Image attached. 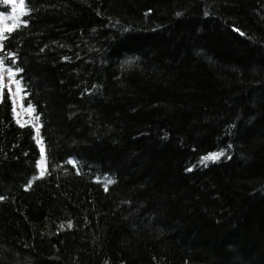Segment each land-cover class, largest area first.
<instances>
[{"label":"trees","instance_id":"16d2710c","mask_svg":"<svg viewBox=\"0 0 264 264\" xmlns=\"http://www.w3.org/2000/svg\"><path fill=\"white\" fill-rule=\"evenodd\" d=\"M20 3L0 264H264V0Z\"/></svg>","mask_w":264,"mask_h":264},{"label":"rangeland","instance_id":"374dc122","mask_svg":"<svg viewBox=\"0 0 264 264\" xmlns=\"http://www.w3.org/2000/svg\"><path fill=\"white\" fill-rule=\"evenodd\" d=\"M10 1L12 4L11 12L0 16V33L5 27H8L10 26V24L14 23V18H16L18 14L21 13V10H22L20 0H10ZM8 70L9 68L5 66H0L1 81H2V84L5 85L10 91V94L13 100V106H14L16 118L20 122L28 121V122L34 123L35 132H36V140L39 143L40 150L42 151L43 146L38 136L37 124L35 123V119L33 117L32 111L29 107L21 106V102H20L21 101V87L19 83H17L18 81L15 80L14 77H11V78L9 77ZM43 164H44V159L43 160L40 159L38 162V165L41 167L43 166Z\"/></svg>","mask_w":264,"mask_h":264},{"label":"snow or ice","instance_id":"6c2138e0","mask_svg":"<svg viewBox=\"0 0 264 264\" xmlns=\"http://www.w3.org/2000/svg\"><path fill=\"white\" fill-rule=\"evenodd\" d=\"M26 14V13H25ZM0 48H2V46H0ZM11 55V54H9ZM4 61H5V57H0V66H2L4 64ZM14 62V61H13ZM19 71V70H18ZM8 75L9 77H14L15 76V73L11 71V69L8 70ZM18 83V82H17ZM225 155V152L222 150L221 152H218V153H211L205 157H202L201 158V163L204 164L205 166H207V162L208 161H213L215 162L216 160H218L221 156H224ZM44 159V153H43V149L41 151V160ZM68 163H73V165L75 166L74 162L73 161H69ZM189 171H191V169H189ZM41 176L44 175L43 172H41L40 174ZM108 183H112L111 180H108ZM71 225L69 224V227Z\"/></svg>","mask_w":264,"mask_h":264}]
</instances>
